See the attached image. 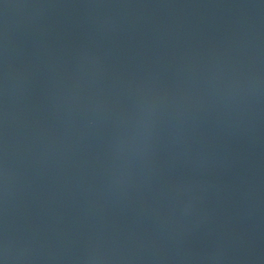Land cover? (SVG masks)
Listing matches in <instances>:
<instances>
[{
	"label": "water",
	"instance_id": "95a60500",
	"mask_svg": "<svg viewBox=\"0 0 264 264\" xmlns=\"http://www.w3.org/2000/svg\"><path fill=\"white\" fill-rule=\"evenodd\" d=\"M0 264H264V0H0Z\"/></svg>",
	"mask_w": 264,
	"mask_h": 264
}]
</instances>
